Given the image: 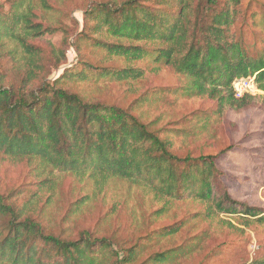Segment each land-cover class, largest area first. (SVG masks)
<instances>
[{
  "label": "trees",
  "instance_id": "trees-1",
  "mask_svg": "<svg viewBox=\"0 0 264 264\" xmlns=\"http://www.w3.org/2000/svg\"><path fill=\"white\" fill-rule=\"evenodd\" d=\"M0 6V163H24L32 178L21 188L0 193V264H120L105 237L80 233L75 239L47 231L34 210L44 195L55 196L64 174L87 176L102 191L109 179H122L153 193L166 212L173 201L193 200L203 216L235 227H264V209L234 200L222 183L210 154L178 155L173 142L160 136L136 111L84 99L72 90L90 80L130 82L145 76L137 62L169 66L185 78L179 86L152 91L154 102L172 93L206 97L213 113L239 112L258 102L264 111V38L246 37L235 25L246 16L242 0H122L101 2L84 11L81 40L92 50L121 58L120 66H97L81 57L53 79L46 80L43 54L35 42L54 31L34 13V0ZM251 19L253 18L250 14ZM264 23V12L262 15ZM19 63L8 67L3 58L16 51ZM53 57L64 51L52 47ZM254 76L262 93L236 97L233 83ZM146 100V99H145ZM133 104V103H132ZM199 122H202L199 118ZM207 124V122H206ZM88 197L77 202L84 205ZM228 217L229 219H222ZM182 219L153 232L157 238L175 235ZM182 244L146 257L142 264H173L197 249ZM126 251L132 264L139 250ZM248 264H264V256Z\"/></svg>",
  "mask_w": 264,
  "mask_h": 264
},
{
  "label": "rangeland",
  "instance_id": "rangeland-1",
  "mask_svg": "<svg viewBox=\"0 0 264 264\" xmlns=\"http://www.w3.org/2000/svg\"><path fill=\"white\" fill-rule=\"evenodd\" d=\"M9 1L0 0V6L8 9ZM122 0H34V13L54 31L36 39L46 51L43 65L46 80L51 82L66 67L80 58L75 43L81 45V57L97 66H120L121 58L107 57L104 52L92 50L84 40V11L101 2ZM246 24L242 27L246 37L264 38V0H242ZM250 14L253 18L251 19ZM52 47L64 51L53 57ZM7 49L15 52L6 55L3 62L10 67L22 60V53L15 43L8 41ZM145 70L142 79L130 82L90 80L75 84L72 90L91 101H101L123 108L141 105L136 111L160 136L173 142L178 155L210 154L221 173L222 183L231 197L239 202L264 209V111L258 102L234 112L226 109L215 115V103L206 97H184L169 93L152 100V91L161 87L179 86L185 78L169 66L149 62L135 63ZM152 97V98H151ZM146 99V100H145ZM133 103V104H132ZM199 118L202 122H199ZM207 122V124H206ZM32 178L24 163H0V193L21 188ZM88 197L80 206V199ZM163 201L148 190L122 179H109L102 191L87 176L64 174L55 196L44 195L34 210L37 220L47 231L62 238L75 239L80 233L105 237L118 253V261L124 264L126 251L139 250L132 264L141 262L155 252H161L182 244L196 243L197 249L173 264H248L264 256V227H243L231 221L235 227L224 224L219 218L203 216L204 206L193 200L173 201L162 212ZM185 225L175 235L157 238L153 232L179 220ZM228 220V217H222ZM7 219L0 218V225Z\"/></svg>",
  "mask_w": 264,
  "mask_h": 264
},
{
  "label": "built area",
  "instance_id": "built-area-1",
  "mask_svg": "<svg viewBox=\"0 0 264 264\" xmlns=\"http://www.w3.org/2000/svg\"><path fill=\"white\" fill-rule=\"evenodd\" d=\"M233 89L236 97H241L246 93L248 94L262 93V91H260L257 88L256 82L254 80V76L244 79H237L233 83Z\"/></svg>",
  "mask_w": 264,
  "mask_h": 264
}]
</instances>
